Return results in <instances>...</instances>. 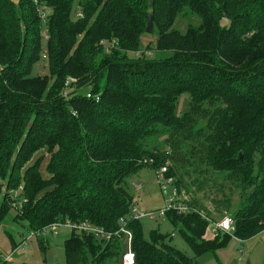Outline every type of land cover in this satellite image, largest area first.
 <instances>
[{"label":"trees","instance_id":"1","mask_svg":"<svg viewBox=\"0 0 264 264\" xmlns=\"http://www.w3.org/2000/svg\"><path fill=\"white\" fill-rule=\"evenodd\" d=\"M38 1L51 9L46 22L35 0H0V221L16 208L30 231L66 219L117 230L135 201L129 178L167 167L181 195L230 182L238 204L226 196L216 207L232 208L235 235L264 231V0ZM44 55L48 74L35 75ZM22 183L17 207L11 191ZM185 202L195 211L163 216L193 255L130 219L135 264H194L227 244L229 234L209 235L212 213ZM124 242L71 231L67 264H122Z\"/></svg>","mask_w":264,"mask_h":264},{"label":"rangeland","instance_id":"2","mask_svg":"<svg viewBox=\"0 0 264 264\" xmlns=\"http://www.w3.org/2000/svg\"><path fill=\"white\" fill-rule=\"evenodd\" d=\"M186 19L180 18L178 26L184 30L186 26ZM155 40L154 36H145L143 38L144 47L149 52L155 53ZM47 57H43L42 60L35 66V75L48 74ZM186 96L181 97L178 109L183 110ZM44 154V161L42 169L48 159V154L41 152L39 155ZM131 194L134 200L138 202L139 209L145 212L157 211L160 208L166 206L169 194L172 193L171 187H168V195L165 194L161 184L166 182L164 176L158 174L153 167L142 168L137 173L129 178ZM134 184L140 185V189L137 190ZM218 184L222 185L221 190L217 185L211 181L204 190H199L195 185L191 186V191L182 194V197L186 200L197 199L202 203L205 208L210 211L216 220L220 219V215L223 212H231L232 208L238 204L240 200L239 189L233 186L230 182L218 180ZM24 184L22 183L18 188L22 191ZM21 196V195H20ZM230 196L232 199L233 207L230 209L216 207V202L224 200L225 197ZM18 200L16 202L18 207ZM225 209V210H224ZM16 209L12 208L6 217L0 221V255L5 261V264H67L65 242L69 238L71 231L69 228L60 227L57 235L50 234L47 237V241L44 245L40 244V238H30L26 240L22 245L24 249L14 251V242L19 245L23 242L30 229L25 221L16 220ZM144 226V235L149 238L152 230H159L162 233L170 234L172 236V244L177 246L180 250L186 254L192 256L193 251L185 242L178 229L176 230L171 224L170 220L165 216H159L156 212L155 217L146 216L142 219ZM125 245V242H124ZM127 250L124 246L123 253ZM122 253V254H123ZM264 264V231L247 239L241 240L233 231L229 234L227 244L220 248L216 254L211 252L206 253L199 257L194 264Z\"/></svg>","mask_w":264,"mask_h":264},{"label":"built area","instance_id":"3","mask_svg":"<svg viewBox=\"0 0 264 264\" xmlns=\"http://www.w3.org/2000/svg\"><path fill=\"white\" fill-rule=\"evenodd\" d=\"M37 4V10L39 12L40 18L42 19L43 22H46L48 20V17L51 13V9L45 5L39 3L38 0H35ZM83 14L80 10L78 9L77 12V18L82 17ZM45 41L49 38V35L46 33V30L43 33ZM115 44V41L113 42V45ZM109 50V48H107ZM46 57V55H44ZM3 70V65L0 64V72ZM76 82V79L73 77H68L65 80L64 84V91L63 95L66 98H69L73 94V89L75 87L73 86V83ZM85 95L88 99H93L95 101H99L101 99V94L97 92H92L91 88L89 87L87 91L85 92ZM152 162V160L150 161ZM167 172V167H162L161 169L158 170V174L162 175L165 177V173ZM173 180L172 178H167L165 183H162V189L164 190L165 194L168 195V187L172 186V193L169 194L166 206L164 208H160L157 211H151V212H145L139 209V204L137 201H134L133 205L131 206L130 213L128 215V218H121L120 219V226L117 230H108L105 229L104 227L95 225L91 223L90 221H81V222H74L69 219L66 220H58L55 221L49 225H46L42 229L39 230H32L29 232V234L24 237V240L21 244H19L14 251H17L19 249H24V245H22L26 240L30 238H47L50 234H55L57 235L59 232L60 227H66L69 228L70 231H77L79 233H86V234H92L96 238L105 240V241H111L114 238L118 237L120 238L121 236L125 240V245L127 247V250L122 254V264H135V253L132 250V233L127 227L128 220L134 219V220H139L143 219L146 216L154 217L156 212L159 213V215H165L166 212L170 210H175L178 211L179 213H188L190 211H195L191 206H189L185 202V198L182 197L181 194H179L178 190L173 187ZM134 187L139 190L140 185L134 184ZM21 194V191L19 190H13L11 191V198L16 199L19 197ZM16 209V208H15ZM209 235L210 236H219L222 234H230L233 231H235V226H234V220L232 216L228 213L225 212L224 215L218 219V220H209ZM5 262L2 259V256L0 255V263Z\"/></svg>","mask_w":264,"mask_h":264},{"label":"water","instance_id":"4","mask_svg":"<svg viewBox=\"0 0 264 264\" xmlns=\"http://www.w3.org/2000/svg\"><path fill=\"white\" fill-rule=\"evenodd\" d=\"M151 6H153V2L150 3ZM147 33H153L154 31V17L151 12L148 14V23H147V28H146ZM247 264H250V261H248Z\"/></svg>","mask_w":264,"mask_h":264}]
</instances>
